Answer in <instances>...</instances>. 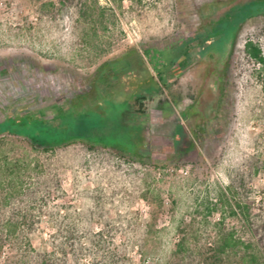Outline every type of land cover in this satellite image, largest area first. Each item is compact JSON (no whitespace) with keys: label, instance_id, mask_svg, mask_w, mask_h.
Returning a JSON list of instances; mask_svg holds the SVG:
<instances>
[{"label":"rangeland","instance_id":"374dc122","mask_svg":"<svg viewBox=\"0 0 264 264\" xmlns=\"http://www.w3.org/2000/svg\"><path fill=\"white\" fill-rule=\"evenodd\" d=\"M248 40L264 54V0H0V122L72 107L92 140L0 132V264L62 242L60 264H264V64ZM105 62L104 111L93 94L76 107Z\"/></svg>","mask_w":264,"mask_h":264},{"label":"trees","instance_id":"16d2710c","mask_svg":"<svg viewBox=\"0 0 264 264\" xmlns=\"http://www.w3.org/2000/svg\"><path fill=\"white\" fill-rule=\"evenodd\" d=\"M232 14L227 15L229 16V18L226 20L227 23H225L223 27H221V34L232 30L234 27L231 21H234V23L235 21H240L242 18L248 15V11L243 10V8L240 7L236 14ZM244 52L250 59L255 60L259 64H264L263 50L255 41H246L244 45ZM113 63L114 62H105L99 67L98 73L93 79L94 85L92 86V90L84 94H78L76 96V99L73 101L76 107L81 105L83 102H88L90 99L89 96L93 94L96 103H91V105H89L88 107L89 110H97L101 112L104 111V107L101 102L102 95L99 92L97 83L99 81H103V73H106L108 68L112 69ZM18 112L19 113L17 115L10 116L9 118L0 122V132H10L22 135L29 139L33 145L41 147L45 150H53L57 147L68 145L78 139L83 142L92 141L89 138L86 139V136L83 135L90 129V125L87 123L86 118L84 116L79 117V119L74 118V115L75 113H77V111L72 107L62 108L60 114L61 119H59V121L48 119L45 115L37 112L29 110L27 111V109L25 108H19ZM15 122H20V126L17 127ZM72 133H76L77 136H73ZM100 142L106 146H112V143L108 141V138H106V136L100 138ZM59 232H62L61 228ZM73 235L74 234H69L67 238H69L70 240L73 238ZM55 237H58V235H55ZM70 243L72 244L73 241L70 240ZM226 244L227 242L222 246L223 251L227 249L228 245ZM64 247L65 246L62 242L60 248H58L52 254L39 253L38 255L40 257H37L35 259V262L32 264H60L57 261L58 258H62L63 255L65 258L70 256L68 255L69 253Z\"/></svg>","mask_w":264,"mask_h":264}]
</instances>
